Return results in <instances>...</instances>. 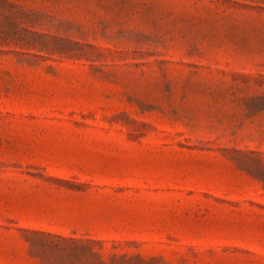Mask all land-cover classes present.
<instances>
[{
  "label": "rangeland",
  "instance_id": "rangeland-1",
  "mask_svg": "<svg viewBox=\"0 0 264 264\" xmlns=\"http://www.w3.org/2000/svg\"><path fill=\"white\" fill-rule=\"evenodd\" d=\"M0 264H264V0H0Z\"/></svg>",
  "mask_w": 264,
  "mask_h": 264
}]
</instances>
